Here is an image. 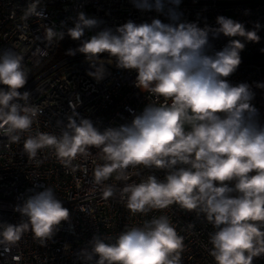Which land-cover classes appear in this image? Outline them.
Returning <instances> with one entry per match:
<instances>
[{
  "label": "clouds",
  "instance_id": "obj_1",
  "mask_svg": "<svg viewBox=\"0 0 264 264\" xmlns=\"http://www.w3.org/2000/svg\"><path fill=\"white\" fill-rule=\"evenodd\" d=\"M130 2L141 12L156 11L167 22L129 19L115 28L102 27V19L80 11L71 18L72 27L63 22L59 29L46 25L43 40L48 45L65 36L78 41L65 54H83L90 69L87 75L97 82L108 74L107 65L135 71V86L155 101L139 114L133 112L130 123L103 131L74 111L59 136L39 131L28 135L23 151L39 166L43 160L36 159L38 152L51 148L74 173L80 165H73V160L95 147L104 163L96 165L94 182L103 185L104 198L116 194L113 185L105 184L115 174L116 181L125 182L119 195L132 214L171 205L203 214L215 229L209 234V254L216 264H253L255 257L264 255V124L252 103V85H234L227 78L241 64L245 42L260 41L261 25L248 30L244 23L221 15L215 27H201L198 21L182 19V0ZM39 4L32 0L23 18L43 17ZM86 31L94 34L86 37ZM221 35L228 43L214 50L210 41ZM28 75L22 54L11 49L0 54V134L10 143H19L42 113L30 104V91H19ZM255 87L264 89V83ZM141 167L164 170L166 175L159 179L149 174L139 183H127L140 175L129 170ZM29 191L32 194L15 207L26 219L0 224L4 251L28 231L44 246L69 219V209L51 187ZM90 243L91 249H82L80 256L85 262L96 258L95 264H182L185 248L184 237L163 215L127 228L114 243L97 237Z\"/></svg>",
  "mask_w": 264,
  "mask_h": 264
},
{
  "label": "built area",
  "instance_id": "obj_2",
  "mask_svg": "<svg viewBox=\"0 0 264 264\" xmlns=\"http://www.w3.org/2000/svg\"><path fill=\"white\" fill-rule=\"evenodd\" d=\"M31 2L0 0V54L11 49L23 55L29 75L25 87L19 91H30V104L42 109L19 143H10L0 134V224L16 225L25 220L15 207L32 194L29 190L42 191L45 187H51L69 209V219L57 226L44 246L34 239L31 231L25 232L9 251L0 246V264H95L96 258L85 262L80 256L82 249H91L94 237L114 243L127 228L143 226L145 221L162 215L167 216L178 234L184 237L182 264H216L209 254L212 248L209 234L215 229L203 214L182 210L177 205L147 214H132L119 195L125 182L116 181L115 174L105 184L113 185L116 194L104 198L103 185L94 182L96 165L104 163L99 149L92 147L88 155H78L72 163L80 167L74 173L61 164L51 148L38 152L36 159L43 160L39 166L23 151L28 135L39 131L59 136L68 122L67 117L74 111L91 119L103 131L130 123L133 112L139 114L146 104L155 101L153 96L135 86V71L107 65L106 77L95 81L87 75L90 69L83 54H65L68 49L76 48L78 41L67 36L68 46L60 50L61 41L48 45L43 40L46 25L59 29L63 22L67 26L80 11L102 19V27L112 28L129 19L137 23L150 22L153 18L167 22L165 17L154 10L141 12L130 0H40L37 11L43 12V17L32 15L25 20L24 12ZM178 11L183 13V20L198 21L201 27L205 23L215 27L216 18L221 15L244 23L248 30L256 23L261 25L257 33L260 41L245 42L240 53L242 62L227 79L234 85L241 82L252 85L255 92L252 103L259 109V121L264 124V89L255 87L257 82L264 83V0H182ZM92 34L94 31L85 33L86 37ZM228 40L221 35L210 43L214 50H221ZM45 52L47 54L42 55ZM129 171H138L140 175L132 176L127 183H139L149 174L159 179L166 175L164 170L142 167ZM253 264H264V255L255 257Z\"/></svg>",
  "mask_w": 264,
  "mask_h": 264
},
{
  "label": "rangeland",
  "instance_id": "obj_3",
  "mask_svg": "<svg viewBox=\"0 0 264 264\" xmlns=\"http://www.w3.org/2000/svg\"><path fill=\"white\" fill-rule=\"evenodd\" d=\"M68 46V42H67V36H65V38L60 42V45H59V50L62 49V48H65ZM58 50V51H59Z\"/></svg>",
  "mask_w": 264,
  "mask_h": 264
},
{
  "label": "trees",
  "instance_id": "obj_4",
  "mask_svg": "<svg viewBox=\"0 0 264 264\" xmlns=\"http://www.w3.org/2000/svg\"><path fill=\"white\" fill-rule=\"evenodd\" d=\"M72 26H73L72 22L67 25V27H72Z\"/></svg>",
  "mask_w": 264,
  "mask_h": 264
}]
</instances>
